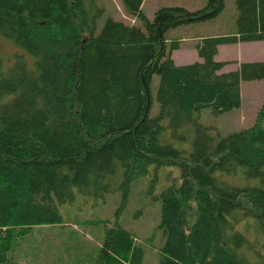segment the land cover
Masks as SVG:
<instances>
[{"label": "trees", "instance_id": "1", "mask_svg": "<svg viewBox=\"0 0 264 264\" xmlns=\"http://www.w3.org/2000/svg\"><path fill=\"white\" fill-rule=\"evenodd\" d=\"M144 2L123 0L143 28L108 18L97 30L83 0H0V35L26 53L11 66L0 57V264H15L33 228L62 225L59 206L77 192L97 195L119 176L127 196L152 166L174 163L181 177L161 194L160 264H264L236 227L254 219L264 239V106L252 127L225 137L196 124L187 157L160 142L164 116L175 130L204 108L230 112L243 81L264 80V62L220 73L216 60L221 45L264 41V0H235L234 31L200 38L203 62L189 65L168 54V32L217 18L226 0L164 7L152 21ZM155 75L162 114L151 117ZM84 224L106 227L95 264H143L119 219Z\"/></svg>", "mask_w": 264, "mask_h": 264}, {"label": "rangeland", "instance_id": "2", "mask_svg": "<svg viewBox=\"0 0 264 264\" xmlns=\"http://www.w3.org/2000/svg\"><path fill=\"white\" fill-rule=\"evenodd\" d=\"M90 21L97 23V30L103 27L108 18L135 24H143L133 14L128 13L123 0H83ZM208 0H147L145 15L150 21L155 13L164 7L183 6L189 11L203 9ZM237 8L235 0H226L225 10L215 19L189 24L168 32V54L177 65H189L203 62L197 45L200 38L230 34L236 28ZM179 40L178 47L173 41ZM26 54L12 41L0 35V57L5 66H11L19 55ZM29 56V55H27ZM31 57V56H30ZM32 58V57H31ZM216 60L224 62L220 73L237 70L244 62H264V41L224 44L219 46ZM27 61L31 65L34 58ZM34 69V65L30 66ZM160 76L155 75L152 82L153 106L151 117L162 114L157 94ZM242 105L230 112L213 114L212 107L194 113L190 123L173 130L164 116L160 120L163 133L161 143H169L177 152L187 157L193 151L196 124L208 128L211 136H228L242 129L252 127L264 106V80L243 81L241 83ZM181 163L151 167L150 172L131 183L129 193L125 196L126 185L122 178L115 179L107 191L97 195L77 192L73 200L59 206L63 224L59 226H38L25 239L17 242L15 264H95L99 248L104 240L106 227L84 224L90 220L119 219L125 229L133 232L137 242L145 250L143 264H160L161 249L165 238L159 229L161 222L162 200L164 190L180 182ZM112 180V179H111ZM237 231L244 234L253 247V259L260 261L264 256L260 241L264 239L260 227L254 219L239 220ZM264 245V242L261 243Z\"/></svg>", "mask_w": 264, "mask_h": 264}, {"label": "crops", "instance_id": "3", "mask_svg": "<svg viewBox=\"0 0 264 264\" xmlns=\"http://www.w3.org/2000/svg\"><path fill=\"white\" fill-rule=\"evenodd\" d=\"M146 1H147V0H145V2H144V4H143V7H144V5H145Z\"/></svg>", "mask_w": 264, "mask_h": 264}]
</instances>
